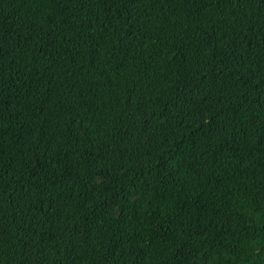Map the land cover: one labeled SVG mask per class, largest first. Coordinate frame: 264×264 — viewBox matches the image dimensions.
Listing matches in <instances>:
<instances>
[{
  "label": "trees",
  "instance_id": "16d2710c",
  "mask_svg": "<svg viewBox=\"0 0 264 264\" xmlns=\"http://www.w3.org/2000/svg\"><path fill=\"white\" fill-rule=\"evenodd\" d=\"M0 264H264V0H0Z\"/></svg>",
  "mask_w": 264,
  "mask_h": 264
}]
</instances>
